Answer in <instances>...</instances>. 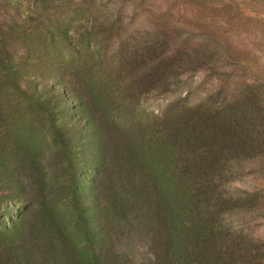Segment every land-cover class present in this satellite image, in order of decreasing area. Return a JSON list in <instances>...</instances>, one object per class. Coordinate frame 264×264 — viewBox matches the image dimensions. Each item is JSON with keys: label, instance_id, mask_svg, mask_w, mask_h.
<instances>
[{"label": "rangeland", "instance_id": "obj_1", "mask_svg": "<svg viewBox=\"0 0 264 264\" xmlns=\"http://www.w3.org/2000/svg\"><path fill=\"white\" fill-rule=\"evenodd\" d=\"M167 49L182 94H159V80L148 82ZM115 84L117 93L105 89ZM215 85L210 99L252 88L264 109V0H0V264H150L147 240L122 236L127 215L113 212L108 191L121 176L135 180L149 222L139 227L128 211L132 230L150 232L171 196L160 182L174 160L160 169L148 153L149 171L133 147L161 131L167 108ZM49 133L57 147L42 149ZM224 161L232 170L215 186L228 201L217 220L223 232L240 231L223 241L248 254L238 252L239 264H255L264 259V147ZM40 164L54 180L38 174ZM69 210L77 211L72 225Z\"/></svg>", "mask_w": 264, "mask_h": 264}, {"label": "trees", "instance_id": "obj_2", "mask_svg": "<svg viewBox=\"0 0 264 264\" xmlns=\"http://www.w3.org/2000/svg\"><path fill=\"white\" fill-rule=\"evenodd\" d=\"M163 39L170 42L166 36ZM165 51L161 52L159 64L156 63L158 64L156 65L157 70L155 74L153 72L152 78L148 82L159 80L157 83L160 84L156 86L159 94L169 92L178 94L185 83L176 81L177 77L174 81L169 79L172 77L175 64L169 62L172 59L171 51L169 49ZM184 53L188 54L186 48H182L180 54ZM63 77H66L65 74ZM252 82L256 84L259 81L253 80ZM217 86L215 85L211 94L205 98L198 96L196 100L191 99L190 103L186 101L178 108H174V105L167 108L158 117V128L160 127L161 131L153 132L157 134L153 140H144L133 147L138 160L142 165L145 163L149 171L153 168L148 166V153H154L155 161L164 166L160 169H167L169 158L174 160L167 169L170 173L169 181L160 182V185H167L165 189L171 193V199L167 198L166 204H164L165 201L162 202L164 208L160 209L159 222L156 225L151 222L153 228L150 232L139 230L136 233V229L132 230L135 222L139 227H143L145 221L148 220L143 212V205L147 203V200H143L145 197L143 194L142 197H139L136 189L138 185L135 180L132 179V183L127 185L121 181V176L111 184L110 191H108L113 212H123L128 217L123 220L125 224H120L124 229L121 233L122 236H126L127 243L145 238L147 248H149L148 252H150L148 253L150 264H239L238 252L241 253V251L238 250L237 244L235 241L226 239L223 241V239L240 230L232 228V230L226 229V232L221 231L224 222L217 220V218L223 217H219L221 214L219 209L223 200L224 202L228 201L221 193H218L215 186L223 177V173L231 174V166L228 170L223 168L225 163L223 157L226 158L227 152L240 155L246 151L254 152L264 147V109L261 110L259 105L253 104L259 94L252 88L227 102L226 100L222 102L210 99V96L217 94L215 93ZM246 86L250 87L251 85L247 84ZM105 89L117 93L119 86L116 84L109 87L105 85ZM14 91L19 93L21 90L16 87ZM186 95L188 98L192 96L190 92H187ZM109 99L104 97L103 103L107 104ZM91 110L92 108L86 107L82 112L91 115ZM48 121H53V124H56L55 120L51 118ZM97 123L99 124V122ZM132 124L133 121H130L129 127ZM66 130L67 128L64 129V131ZM28 135L32 136V132L29 131ZM47 138L50 140H43L40 143L42 149L57 147L55 134L49 133ZM105 138V134H102L99 144L101 150L107 148L108 140L106 141ZM53 143L55 144L53 145ZM22 159L24 160V157ZM27 159L28 156L25 157V160ZM46 167L48 166L40 164L38 174L51 175L49 180H54L53 172L47 171ZM32 168L36 172L37 163H34ZM156 187L159 191L164 192V189L157 183ZM144 189L145 185L141 190ZM69 211L72 215L70 222L72 225L77 211ZM128 211L137 215L135 222L132 217L129 218ZM220 243L221 246H219ZM105 251L106 248H102L100 255L105 256ZM245 252L248 253V251ZM247 255L243 256L241 253L240 257L243 259ZM96 258L94 255V261ZM252 258L255 257L252 256ZM90 261L92 260L90 259ZM255 264H264V259L256 260Z\"/></svg>", "mask_w": 264, "mask_h": 264}]
</instances>
